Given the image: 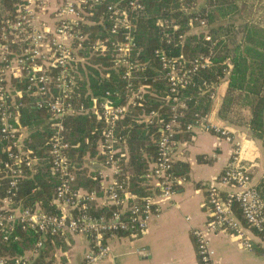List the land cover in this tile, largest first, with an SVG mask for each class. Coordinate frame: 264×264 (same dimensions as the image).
<instances>
[{"label":"built area","instance_id":"built-area-1","mask_svg":"<svg viewBox=\"0 0 264 264\" xmlns=\"http://www.w3.org/2000/svg\"><path fill=\"white\" fill-rule=\"evenodd\" d=\"M104 1L107 2L24 0L13 16L1 21L0 132L8 141L5 148L8 156L0 162V187L6 182L4 194L0 195V230L4 232V239L8 240L18 222L24 229L39 232L40 237L26 255L0 257V264H34L50 234L63 237L68 234L85 235L89 248L79 264H96L109 254L108 239L123 231L134 235L146 230L150 221L161 213L158 199L172 198L178 184L185 178L174 172L178 143L176 134L182 129L178 110L180 106L186 105L180 93L183 88L195 83L198 71L212 63L214 51L210 49L187 59L184 54L171 56L163 49H156L160 75L169 84L167 99L172 101L173 113L161 123L157 155L149 163L147 173L149 182L156 181L153 188H159V191L153 190L139 200L126 190L123 180L118 178L123 162L129 155L119 121L124 119L129 109L143 103L145 94L153 91L150 83L138 81L141 77L134 73V69L141 65L132 54L137 42L131 33L133 22L130 12L143 8V4L138 0H129L124 6L118 2L107 3L111 19L108 28L110 36L99 37L89 43V33L80 27V22H93L89 18L94 14L91 7L104 4ZM98 20L103 22L104 16ZM199 21L201 32L207 40L212 41L210 22L205 18ZM179 26L175 25V28ZM180 37L184 39V33ZM109 49L116 54L115 66H125L124 101L110 98V91H106L103 97L94 95L89 84L85 91L89 100H82L78 80L87 79L88 74L81 71L80 67L93 63L92 54H104ZM98 67L104 68L101 63ZM27 94L33 98L34 107L46 109L48 113L45 123L50 130V170L58 179L53 197L58 210L56 212L46 211L38 203L35 206H23L16 200L20 178L44 158L26 142L31 129L22 122L21 110L25 105L22 98ZM90 113L95 115L101 125V136L98 139V154L88 152L84 162L90 170L99 173L100 191L74 188L78 166L71 150L80 147L81 141L71 142L65 123L69 115ZM157 114V110H151L141 113L139 119L151 123ZM197 126L213 129L230 138L229 131L211 122L208 114L200 117L196 123L187 124L186 129L192 130ZM86 142L90 141L86 139ZM240 150L241 146L236 147L232 162L220 176L222 182L235 184L239 188L227 193L221 192L216 185L208 188L212 217L204 229L195 230L201 264H214L215 249L209 234L222 228L231 231L243 246L249 248L255 244L252 235L256 236L264 255V198L253 184L249 171L241 165ZM106 171L111 172L109 180L106 179ZM91 202L116 205L117 209L110 217L106 214L94 215L90 211ZM236 206L243 218L237 215ZM49 264L59 263L53 260Z\"/></svg>","mask_w":264,"mask_h":264},{"label":"trees","instance_id":"trees-1","mask_svg":"<svg viewBox=\"0 0 264 264\" xmlns=\"http://www.w3.org/2000/svg\"><path fill=\"white\" fill-rule=\"evenodd\" d=\"M22 1L24 0H0V36L2 19L13 16ZM128 1L107 0L104 4H94L91 7L94 14L89 18L93 22H80V27L89 33V43L99 37L110 36L108 28L111 19L107 3L118 2L124 6ZM138 1L142 2L143 8L130 12V19L133 22L131 33L137 42L132 54L134 58H138L141 65L134 69V73L141 77L138 81L150 83L153 91L145 94L143 103L129 109L124 119L119 121V129L126 137L129 155L123 162V169L118 178L120 181L123 180L128 192L141 200L153 190L159 191V188H153L154 185L149 182L147 173L149 163L157 155L161 123L167 121L173 113L172 101L167 99L169 84L163 75H160L161 67L156 49H163L171 56L184 54L187 59L206 53L210 49L214 51L212 63L198 71L195 83L183 88L180 93L181 97L185 98L186 105L180 106L178 110L182 129L176 134L177 138L192 137V130L186 129L187 124L196 123L200 117L208 114L213 99L212 94L215 93L217 84L226 78L228 86L221 115L228 118L234 111L235 104H245L251 112L246 123L251 133L264 144V28L254 23L245 24L244 39L231 47L226 39L233 35H229L230 28L225 24L224 19L240 8L238 0ZM101 16H104V21L98 22ZM202 18L207 19L211 24L212 41L207 40L202 32L197 34L188 31L191 20L199 24V19ZM175 25L180 26L175 28ZM183 33L184 39H181L180 35ZM115 58V52L109 49L104 54H92L93 63L80 67L81 71L88 74L87 79L78 80V91L82 100H89V97L85 96L89 84L94 95L103 97L106 91H110V98L124 101L125 66H115ZM100 63L104 68L98 67ZM22 101L25 103L21 110L22 122L31 129L26 142L44 158L31 170L28 169L27 175L20 178L16 200L23 206H35L38 203L44 210L56 212L58 210L53 203V197L58 179L50 170L48 156L50 130L45 123L48 113L46 109L34 107L33 98L28 94L22 98ZM151 110L158 111L154 122L149 123L139 119L141 113ZM65 123L68 127L67 136L71 142L81 141L80 147L71 150L78 166L74 188L83 187L88 191H100V175L85 165L84 156L88 152L92 155L98 154L101 125L91 113L69 115L65 118ZM86 139L90 142L87 143ZM7 143L0 132V162L7 159L8 152L5 150ZM174 172L176 175H184L187 173V165L175 161ZM5 185L6 182H3L0 195L4 194ZM256 188L263 196L261 183L256 184ZM116 209V205H97L95 202H91L90 207L92 214H106L108 217ZM236 213L243 218L237 206ZM125 233L120 232V234ZM39 237V232L34 229H24L18 222L11 230L8 240L4 239V232L0 230V257L14 258L18 255H26L35 247ZM62 238L63 236L48 235L34 264H49L53 261V252L56 246L62 244Z\"/></svg>","mask_w":264,"mask_h":264},{"label":"crops","instance_id":"crops-1","mask_svg":"<svg viewBox=\"0 0 264 264\" xmlns=\"http://www.w3.org/2000/svg\"><path fill=\"white\" fill-rule=\"evenodd\" d=\"M257 1L238 0L240 8L224 19L230 28L229 35H233L226 39L229 46L244 39L245 24L254 23L264 28V0L260 17L251 18ZM227 86L226 78L217 84L208 118L215 125L226 128L230 138L199 126L192 129V137H178L175 161L187 165V173L182 175L185 178L178 184L176 193L170 199H158L161 213L150 221L146 230L108 239L109 254L96 264H201L195 230L204 229L212 217L209 186L216 185L223 193L239 188L220 180L233 160L236 147L241 146L239 161L249 171L253 184L261 183L264 197V144L251 133L246 123L251 112L245 104H235L228 118L221 115ZM110 178L111 172L106 171V179ZM151 183L155 185L156 181ZM209 238L215 249L214 264H264L263 247L256 236L252 235L255 243L252 248L243 246L225 228L211 232ZM62 240L53 252V260L59 264H79L89 248L86 236L68 234Z\"/></svg>","mask_w":264,"mask_h":264},{"label":"rangeland","instance_id":"rangeland-1","mask_svg":"<svg viewBox=\"0 0 264 264\" xmlns=\"http://www.w3.org/2000/svg\"><path fill=\"white\" fill-rule=\"evenodd\" d=\"M204 0H200V2H203ZM263 1L262 0H259L257 1L256 3V8L252 11L251 13V18H255V19H258L261 15V11L263 9V5H262ZM262 8V9H261ZM188 31L189 33H197V34H200L201 33V29H200V24H196L194 20H191L190 23H189V28H188ZM89 154V153H88ZM86 154L84 156V161L85 159H87V155ZM86 157V158H85Z\"/></svg>","mask_w":264,"mask_h":264}]
</instances>
